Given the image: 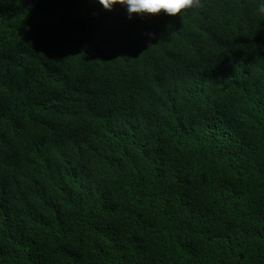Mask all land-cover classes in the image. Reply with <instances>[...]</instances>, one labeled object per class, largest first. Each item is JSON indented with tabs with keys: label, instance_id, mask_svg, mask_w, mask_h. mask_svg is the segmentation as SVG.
<instances>
[{
	"label": "trees",
	"instance_id": "obj_1",
	"mask_svg": "<svg viewBox=\"0 0 264 264\" xmlns=\"http://www.w3.org/2000/svg\"><path fill=\"white\" fill-rule=\"evenodd\" d=\"M203 4L0 0V264H264V15Z\"/></svg>",
	"mask_w": 264,
	"mask_h": 264
},
{
	"label": "clouds",
	"instance_id": "obj_2",
	"mask_svg": "<svg viewBox=\"0 0 264 264\" xmlns=\"http://www.w3.org/2000/svg\"><path fill=\"white\" fill-rule=\"evenodd\" d=\"M99 5L105 12H112L116 8L123 9L126 18L132 20L153 19L161 15L168 17L181 16L184 12L199 10L204 4L203 0H91ZM256 11L264 15V0H258ZM96 16V12H92ZM148 39L154 38V33H146Z\"/></svg>",
	"mask_w": 264,
	"mask_h": 264
}]
</instances>
